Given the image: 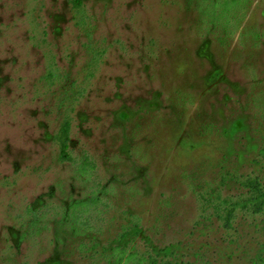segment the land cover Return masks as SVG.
I'll use <instances>...</instances> for the list:
<instances>
[{"label": "rangeland", "instance_id": "rangeland-1", "mask_svg": "<svg viewBox=\"0 0 264 264\" xmlns=\"http://www.w3.org/2000/svg\"><path fill=\"white\" fill-rule=\"evenodd\" d=\"M244 6L0 0V264H107L133 223L132 264H263L264 216L229 208L264 185V0Z\"/></svg>", "mask_w": 264, "mask_h": 264}, {"label": "trees", "instance_id": "trees-1", "mask_svg": "<svg viewBox=\"0 0 264 264\" xmlns=\"http://www.w3.org/2000/svg\"><path fill=\"white\" fill-rule=\"evenodd\" d=\"M252 2V0H250ZM247 0H225V6L226 7H235L236 9L239 8L244 9L245 8V3ZM251 5V3H250ZM230 7V8H231ZM239 27V25H238ZM63 138H64V143L62 145V150H61V159L64 161H70L71 157L70 154L68 153V146L67 143L69 139V125L64 129L63 132ZM250 190H251V198L250 200L242 203H233L231 204L230 212L234 213L238 209L241 210H246V211H252L254 214H262L264 216V185L260 181V179L256 178L255 180L249 182L246 185ZM99 202L100 199L97 197V195H92L90 198L85 199V200H80L73 202L71 206L69 207L68 210L65 212V217L69 219V224L72 225L73 230H84L81 228L88 227L85 216H88L92 209L98 210L99 209ZM29 214L33 217V219L38 218V214L34 212L33 210L29 211ZM82 218L84 220H82ZM38 220V219H37ZM71 221V222H70ZM77 223L78 226H74L73 224ZM35 222H32L29 226L30 230L33 229L35 226ZM85 226V227H84ZM76 227V228H75ZM141 236V227L138 224H131L129 227H125L120 234L118 235L117 239L114 241V248L113 249H105V257H106V262L107 264H129L134 261L135 255L132 254L131 252H128L131 246H133L137 238ZM95 243L92 246V249L90 251H94L98 247V243L94 241ZM93 243V242H92ZM82 245V244H81ZM113 246V245H112ZM151 250L154 252L156 259L152 258V264H180L179 261L176 260V253L174 250L171 249V247H166V248H157V247H151ZM109 257H107L108 255ZM170 258V260H168ZM264 264V259L261 257L260 258ZM143 262H145V258L142 259ZM141 263V262H140Z\"/></svg>", "mask_w": 264, "mask_h": 264}]
</instances>
